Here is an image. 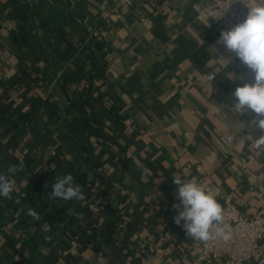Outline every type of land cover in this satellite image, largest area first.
I'll list each match as a JSON object with an SVG mask.
<instances>
[{"label": "crops", "instance_id": "0c3cea01", "mask_svg": "<svg viewBox=\"0 0 264 264\" xmlns=\"http://www.w3.org/2000/svg\"><path fill=\"white\" fill-rule=\"evenodd\" d=\"M208 1L0 0V172L22 166L12 177L13 199L0 197V264H197L198 244L174 223V174L187 173L218 190L222 207L229 196L247 214L260 208L264 146L253 147L248 135L264 133L251 124L253 112L229 110L236 87L253 82V74L217 43L220 33L203 12ZM20 37L27 40L22 48ZM92 55L98 59L95 83ZM213 66L219 68L216 80L202 82ZM229 72L235 81L226 79ZM22 76L23 87L9 86ZM91 89L85 122L79 96ZM10 121L19 126L15 139ZM100 141L123 160L106 163L104 180L91 190L95 202L108 204L101 214L91 204L98 207L91 219L99 226L110 220L113 206L126 216L125 234L99 239L109 254L83 248L75 237L59 243L67 230L85 241L89 232H83L81 215L73 220L77 201L68 206L50 198L63 167L88 182L93 162L84 145L92 143L94 150ZM32 181L43 186L39 220L27 215ZM49 212H57L56 227L45 231ZM148 220L155 224L152 232L144 225Z\"/></svg>", "mask_w": 264, "mask_h": 264}, {"label": "clouds", "instance_id": "9594fccd", "mask_svg": "<svg viewBox=\"0 0 264 264\" xmlns=\"http://www.w3.org/2000/svg\"><path fill=\"white\" fill-rule=\"evenodd\" d=\"M247 8L246 18L230 29L221 31L217 43L233 53L253 74V82L236 87L233 93L236 102L229 106V110L236 115H242L245 111L253 112L256 118L251 124L264 133V0H254ZM218 74L219 68L213 66L201 80L215 81ZM236 78L234 72L226 75V79L230 81H235ZM244 127L241 123L240 128ZM248 140L252 141L256 149L264 146V134L259 138L248 135ZM20 170L22 166L10 165L6 172H0V197L13 199L16 187L12 177ZM173 183L178 186L179 201L173 205L177 212L174 223L183 228L186 237L205 244L217 238L225 241L231 238L224 210L218 202V190L205 188L196 177L187 178V173L174 174ZM50 198L83 201L85 197L81 186L74 182V177L67 174L56 178ZM27 215L35 220L40 219L32 208L27 210Z\"/></svg>", "mask_w": 264, "mask_h": 264}, {"label": "trees", "instance_id": "16d2710c", "mask_svg": "<svg viewBox=\"0 0 264 264\" xmlns=\"http://www.w3.org/2000/svg\"><path fill=\"white\" fill-rule=\"evenodd\" d=\"M70 35V33L68 34ZM27 42L26 38L25 37H20V39L16 42L17 43V46L22 48L23 45ZM91 42V46H99V40L98 39H95V38H92L90 40ZM93 49L95 50L96 48L93 47ZM60 51V50H59ZM84 51V50H83ZM92 52V50H91ZM95 54V52H93ZM56 55H60L59 52H55ZM92 55L91 57L89 56L88 59H90V62L92 64V67L94 68V71H92L91 75H90V78H91V81L93 83H95L97 80H98V77H99V73H98V67L96 66V64L98 63V59ZM97 67V68H96ZM21 81H24V76L21 77H18L17 79H15L13 81L12 84H10L9 86H11V88L13 89H20L21 87L24 86V83L21 82ZM65 86L67 85V87H70V85H68L69 83H66L64 82ZM26 86V85H25ZM93 88V87H92ZM93 91V89H91L90 91H85L84 92H81L80 96H79V102H81V104L84 106L85 108V116H84V120L85 122H90L88 120V116H87V107L90 106L91 104V100H92V96H91V92ZM71 99L73 98V95H71L70 97ZM33 105V103H32ZM72 105H74L73 101L68 105V108H70ZM40 107L36 106V105H33L32 106V109H35V110H39ZM31 109V110H32ZM109 115H112V112L110 111L109 112ZM118 115V114H117ZM24 118V121H28L30 122L31 120V117L29 115H24L23 116ZM118 118V116H117ZM93 121L98 123V124H102L104 123V121L102 119H98V118H93ZM11 123V124H10ZM9 124L6 123V126H7V129H10L12 128L14 130V133H12V139H15L14 137L16 136V129L17 127H19L16 123L15 124H12V122L10 121ZM69 129H75V125L73 123H70L69 125ZM68 130V129H67ZM68 133V131L66 133H64L65 135ZM70 135V134H69ZM68 137H71V136H68ZM92 144V143H91ZM91 144H85L84 147H86V149L88 150V153H89V156H88V159L89 161H92L93 162V168H89V179H88V182H87V185H86V188L84 190V200L83 201H80L79 205H78V209L73 217V220L74 221H77L80 219L79 215L82 216V219L84 220V222L86 223V229L83 230L84 231H88L89 232V240L88 241H85L82 238L80 237H77V231H70V230H67L66 232H64V234L62 235V238L60 239L59 243H67L66 242V239L64 238L65 236L69 239L70 237H75L79 243H81L83 245V248H86L87 246H91L92 248H94V250H99V251H102V253L104 254H109L108 251L104 250L103 247L106 248V245L104 244V242H101L100 240V237H106L107 239L111 236H114L117 232H120V234H125L126 231L128 229L124 228V224H123V220H124V210L123 209H119L118 210V206H113L112 210V217L110 218V220L102 226H99V223L98 221L95 222V220H92V214L94 213L93 211H95L93 208H92V203H96L100 209H98L99 211H97L98 214H101L103 212H105L106 208L108 207L107 205L108 204H98L97 202H95L94 198H93V195H92V188L93 186L97 183L98 180H100L101 182L104 180V165L106 163H116L118 162L119 160L117 158H114V153L113 151H111V147L110 146H107V148H105V146H102L100 145L101 144V141L100 142H97V145H95V149L92 150L91 149ZM93 145V144H92ZM51 158V162L52 163H57L59 166H60V163H58V161L56 160V157L51 155L50 156ZM121 159V158H119ZM123 160L121 159V162L119 161L118 163L119 164H122ZM70 168H67V167H63V169H61V173L62 174H57L55 171L53 172V174H55L54 178L56 180L57 177L59 176H63V175H67V174H71L70 173ZM91 173L95 174V176H92ZM74 177V182L81 186L82 188V185H83V175H78V176H73ZM97 180V181H96ZM42 189H43V186L42 184L38 185L36 183H34L33 181L31 182V185H30V188H29V192H28V198L30 200V203H31V208L34 209L39 215L41 214V212L44 211L45 209V203L42 202V203H39L38 201L41 200L42 198ZM104 194V192H103ZM72 202H75V200H71V201H66V203L68 204V206H70V204ZM64 209H61L58 211V213H62ZM122 212H121V211ZM57 212H49L48 216H47V221H46V224L44 225V228L46 229H55L56 226L53 225V222L55 220V214ZM124 216V217H123ZM58 217V216H57ZM75 218V219H74ZM58 221V220H57ZM55 223V222H54ZM145 226L148 227V229L150 230V232H152L154 230V227H155V224L154 223H151V221L149 222V220L147 222L144 223ZM123 226V228H122ZM122 228V229H121ZM49 230V231H50ZM78 230H82V228H78ZM100 239V240H99ZM96 240H99V245H95V242ZM85 241V243H84ZM146 241V240H145ZM147 242V241H146ZM145 242L144 244V247H146L145 245H147V243ZM69 243V242H68ZM114 246H112L113 248H118V246H116L115 244H113ZM68 257V256H67ZM47 264H54V260L53 261H48Z\"/></svg>", "mask_w": 264, "mask_h": 264}, {"label": "built area", "instance_id": "2783aa9c", "mask_svg": "<svg viewBox=\"0 0 264 264\" xmlns=\"http://www.w3.org/2000/svg\"><path fill=\"white\" fill-rule=\"evenodd\" d=\"M114 1L127 4L133 0ZM253 2L254 0H209L203 12L211 21L214 30L221 33L242 22L247 15V6H251ZM106 7L107 1L100 6L101 10ZM92 35L91 33L89 37ZM261 186L263 204L254 214L243 212L231 197L225 198L222 208L225 223L231 230V238L227 241L217 238L207 244L195 241L199 248L197 264H264V179ZM92 208L95 211L98 209L95 205Z\"/></svg>", "mask_w": 264, "mask_h": 264}, {"label": "water", "instance_id": "95a60500", "mask_svg": "<svg viewBox=\"0 0 264 264\" xmlns=\"http://www.w3.org/2000/svg\"><path fill=\"white\" fill-rule=\"evenodd\" d=\"M55 71H56V65H55ZM56 73H57V71H56ZM57 84H58V86L60 85V80L59 79L57 81ZM86 185H87V177L85 176V179H84V182H83V186H82L83 193H84V190L86 188ZM79 203H80V201H77V206L79 205Z\"/></svg>", "mask_w": 264, "mask_h": 264}]
</instances>
